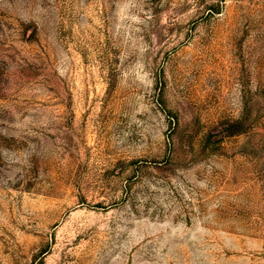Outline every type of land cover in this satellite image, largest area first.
Instances as JSON below:
<instances>
[{
	"label": "rangeland",
	"instance_id": "1",
	"mask_svg": "<svg viewBox=\"0 0 264 264\" xmlns=\"http://www.w3.org/2000/svg\"><path fill=\"white\" fill-rule=\"evenodd\" d=\"M0 264H264V0H0Z\"/></svg>",
	"mask_w": 264,
	"mask_h": 264
}]
</instances>
